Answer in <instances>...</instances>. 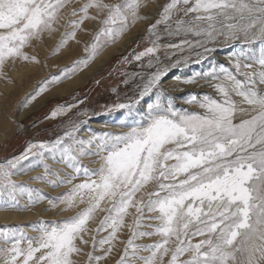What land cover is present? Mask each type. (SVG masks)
Segmentation results:
<instances>
[{
  "label": "snow or ice",
  "instance_id": "obj_1",
  "mask_svg": "<svg viewBox=\"0 0 264 264\" xmlns=\"http://www.w3.org/2000/svg\"><path fill=\"white\" fill-rule=\"evenodd\" d=\"M73 2L0 0V74L10 61L39 63L25 49L55 32L62 11ZM141 6L142 0H84L73 7L69 15L77 19L66 22L72 30L61 34L53 54L76 39L85 21H98L100 28L85 55L46 80L36 95L87 68L127 32L130 22L147 19L139 15ZM160 25L169 35L198 38L195 46L203 51L197 52V63L220 40L232 47L230 66L210 61L207 69L190 77H174L182 85L203 80L215 93L180 98L198 112L177 108V98L164 87L169 66L156 56ZM147 31L156 39L132 58H148L141 66L155 71L141 77L125 101L113 89L118 102L104 106L106 114H115L113 126L120 131L90 130L82 139L74 125L54 141L30 143L20 156L0 164V211H27L45 199L53 208L64 205L62 211L79 208L66 220L28 225L34 236L24 226L0 231V264H76L73 257L81 255L89 240L88 264H100L112 254L125 227L130 235L116 264H264V0H167ZM185 45L192 48L193 42L184 39L165 47L183 51ZM74 107L57 106L49 118ZM31 157L36 158L32 168H43L34 181L68 191L48 198L15 183L18 165ZM87 157L97 158L99 166L82 165ZM49 158L70 172L61 179L49 170ZM24 192L28 200L22 207L17 197ZM98 213L104 215L93 229L90 224ZM126 217L132 222L126 224ZM153 237L157 239L150 244L136 242ZM97 251L102 254L94 255Z\"/></svg>",
  "mask_w": 264,
  "mask_h": 264
},
{
  "label": "rangeland",
  "instance_id": "obj_2",
  "mask_svg": "<svg viewBox=\"0 0 264 264\" xmlns=\"http://www.w3.org/2000/svg\"><path fill=\"white\" fill-rule=\"evenodd\" d=\"M84 0H78L67 6L61 14V19L56 27V31L51 35L44 34L41 41H34L33 47L26 48L25 52L29 56H35L39 63H28L21 60H17L14 63L11 62L8 67L12 70L13 66H24L23 69L19 70V73L25 72L27 76H34L38 73H42V76L32 84L30 82L28 85L20 84L16 87H13V90L9 93H6V99L13 97L9 101L3 98L0 100L4 108H8L9 104H13V113L10 123V132L4 133L0 131V164L5 163L7 160L14 157L20 156L25 149L29 146L30 143H39V142H51L54 141L57 137L62 136L66 130L71 129L74 125L78 127L76 133L78 138L87 139L91 134V131L94 132H118L120 129L114 127V115L115 114H106L104 106L112 105L118 102V97L116 93L113 92V89L119 93V100L125 101L128 96L133 94V91L136 89L137 85L141 82V77L146 78L147 74L151 71H155V68L142 67L141 65L147 64V59L144 58L142 61L137 62L132 57L143 51L145 48L152 46V40L156 39V36H149L147 31L150 24H154L155 21L159 18V12L162 6L167 2V0H142V6L139 10V15L147 17L152 21L144 29L139 38L132 41L128 48L123 52L122 55L111 56L108 61L96 71L86 83L82 84L80 87L73 90L71 93L55 97L49 100H46L41 106L33 108L35 105V99L28 104L27 107L23 105L28 101V99L35 95L41 88L42 84L48 80L50 77L56 76L60 73L62 69L69 68L74 61L80 59L85 55L84 48L92 42V38L95 33L99 30L100 24L98 21H85L81 26V30L77 32L75 40H71L68 44L61 48L58 52L53 54L54 49L58 41L61 38V34L65 31L70 32L72 29L70 27H65L64 25L70 19H77V17H71L69 14L72 11V8H79ZM106 3H118L119 0H105ZM159 7H155V6ZM158 8V10L156 9ZM156 9V10H154ZM90 14H94L93 10H90ZM144 21V19H139L135 23H129V28L122 36L128 33L134 25L139 22ZM174 28V21L170 22ZM157 32L160 39L158 44L160 45L156 56L160 57L162 63L168 67V77L166 76L163 80L164 86L166 81L174 80V77H190L194 72H199L207 69L210 66V61H216L221 64L229 65V55L232 51L230 44L225 43L223 40H220L216 44L210 45L213 51L210 54H206L207 58L203 59L201 63H197V52H202L203 49L197 48L195 46V41L198 39L195 36L190 34H180V35H169L165 31V25L158 26ZM121 36V37H122ZM190 40L193 42V47L189 48L187 45L184 46L183 51L176 49H170L165 47L168 44H178L181 40ZM48 50L46 51V49ZM33 50V51H32ZM166 53H175L173 55H166ZM45 56V57H44ZM122 56L123 58H116ZM127 58V62H125ZM121 59V60H120ZM155 60V57H153ZM180 60L181 63L173 67L175 61ZM30 66H34L36 70L29 72ZM175 68V69H173ZM28 72V73H27ZM81 71L76 72L71 78L77 76ZM139 73L140 75H134ZM96 74V75H95ZM41 75V74H40ZM168 78V79H167ZM166 79V80H165ZM242 79V77H241ZM10 81L8 77L0 79V82ZM69 79H64L62 82L55 85H50L47 91H58L63 87ZM124 80H127L128 83H123ZM13 85V81L11 82ZM61 85V86H60ZM21 87H25L26 90L24 94L17 95L21 91ZM191 89L179 90V93L169 92L171 96L176 97V107L177 108H188L189 111H200L198 107H193L189 105L182 104L180 98L187 96L189 93L204 94L208 93L215 95V93L204 84V81L201 80L198 84L191 85ZM200 87V88H199ZM20 88V89H19ZM194 88V90H193ZM166 91L168 90L165 88ZM18 90V91H17ZM201 90V91H200ZM18 93H17V92ZM45 92V94L47 93ZM168 92V91H167ZM168 93V94H169ZM175 93V94H174ZM169 94V95H170ZM20 99H19V98ZM64 97V98H63ZM19 99V100H17ZM239 99V98H236ZM5 100V102L3 101ZM83 101V103H79ZM4 102V103H3ZM76 104L77 107H74L66 115L58 116L55 119H51L50 113L53 109L60 105H72ZM33 105V106H32ZM8 106V107H6ZM11 106V105H10ZM33 110L30 111V109ZM29 109V110H28ZM30 111V112H29ZM19 112V113H18ZM22 116H21V114ZM20 114V115H19ZM24 114V115H23ZM19 116H21L19 118ZM32 116H37L35 120H32ZM240 115H238L239 117ZM237 117L235 122H239ZM244 118H247L246 116ZM29 120V121H27ZM35 157H31L29 160L22 161L18 165L19 175L13 177V180L17 184L24 185L27 189H36L44 197L55 198L63 193L68 191V187H57L52 188L48 184L41 181H34L32 178L40 176L43 174V168H32L31 163L35 161ZM58 159V157H57ZM97 158L87 157L82 159L80 162L82 165L95 169L99 166L98 163L94 162ZM45 163L48 164L49 170L54 173H58L61 176V179L64 178V174L70 172L62 163L53 161L51 158L45 160ZM52 179V177H49ZM80 180L74 181V183H79ZM17 199L19 200L20 205L23 207L26 205L28 200V193L24 192L18 195ZM80 208L84 205H80ZM65 206L58 204L57 207L53 208L50 206L48 199L43 200L41 203L35 205L27 211H16L14 209H9L7 211H0L2 217L0 219V231L4 229H12L18 226H24L25 231L29 236H34L36 233L28 231L27 226L35 224L39 220H44L47 222H58L68 219L69 217L75 215L79 208H71L68 210L62 211ZM104 213H98L96 219L91 222L90 227L96 228L99 223V220L103 217ZM28 216L26 220L23 221V217ZM14 217L12 221H7V218ZM132 218L126 217L125 223H131ZM107 235V233H101V236ZM130 233L128 232L127 227L122 228L118 234V238L114 241V250L111 255H109L105 260L101 261L100 264H116L119 259L124 247L125 242L129 238ZM100 237H97L99 239ZM88 239V237H86ZM157 237L145 238L143 240L136 241L141 244H150L153 243ZM2 246V245H0ZM83 251L81 255L74 256L76 264H88V258L86 253L92 251L91 241L86 246H81ZM102 253L97 251L94 255H101Z\"/></svg>",
  "mask_w": 264,
  "mask_h": 264
},
{
  "label": "bare ground",
  "instance_id": "obj_3",
  "mask_svg": "<svg viewBox=\"0 0 264 264\" xmlns=\"http://www.w3.org/2000/svg\"><path fill=\"white\" fill-rule=\"evenodd\" d=\"M155 7H159L158 4ZM156 9L158 10V8H156ZM156 9H154V10H156ZM151 21H152L151 19H144V21L139 22L136 25H134L133 28L128 33H126L124 36L120 37L116 43L105 47L103 49V51L100 52V54L92 61V63L87 68H85L83 71H81L74 78H71L68 81H66L65 85L63 87H61L60 90H58V91H47L46 94H45V92H43L42 94L38 95V97L35 98V100H36L34 102L35 105L34 106L32 105L33 108H36L39 105L41 106L46 100L67 95V94L71 93L73 90H75L76 88L80 87L82 84L86 83L87 80L89 79V77H91L96 71H98L108 61V59L111 56L118 55V54H121L122 52H124L128 48V46L132 43V41H134L136 37H138L139 35L142 34L144 29L149 25V23ZM47 50H48V48L46 49V51ZM10 63H11V61L5 65V67L3 69V74H0V79H4L5 77H8L11 82L13 81L14 84L12 85L11 82L9 83L8 81H5V83L3 84L4 80H2L0 82V100H2L3 98H5V100L9 99V101L12 100L13 97L6 99V96H8L6 93H9L10 91H12L13 87H16V86H18L20 84H24V83H25V85H28L29 82H30V84H32V83L36 82L40 76H42L41 72L34 75V76H31V77H30V75L27 76V74H25V72L19 73V70H17V69L20 67L19 69L21 70L24 68V66L17 67L15 65V66H13L12 70H10V67H8ZM30 67L31 68H30L29 72H33L34 70H36L34 66H30ZM173 69H175V68H173ZM169 75L170 74H168L167 77ZM165 85H167V87L166 86H164V87L168 89L167 90L168 93L169 92L179 93L180 89L185 90V89H191L192 88L191 85H182V84L177 83L175 80L166 81ZM25 90H26L25 87H23V88L21 87V91L19 93L17 92L18 90L16 91L18 93L17 95L24 94ZM193 90H194V88H193ZM19 99H17V100H19ZM5 100H3V101L5 102ZM12 106H13V104L10 103L9 107L6 106L8 108L5 109L4 106L0 102V131H4V133L10 132V126H11L10 124L11 123L9 121L11 119L9 117H11V115L13 113V107ZM33 108H31L30 111L33 110ZM21 116H22V114H21ZM21 116H19V118ZM238 118L240 120L241 117L239 116ZM1 217H2V214L0 213V219H1ZM27 218H28V216L23 217V221L26 220ZM13 219H15V218L9 217V218H7V221H12Z\"/></svg>",
  "mask_w": 264,
  "mask_h": 264
},
{
  "label": "trees",
  "instance_id": "obj_4",
  "mask_svg": "<svg viewBox=\"0 0 264 264\" xmlns=\"http://www.w3.org/2000/svg\"><path fill=\"white\" fill-rule=\"evenodd\" d=\"M119 58H121V59H122L123 57H122V56H120V57L116 58V60H119ZM121 59H120V60H121ZM36 118H38V117H37V116H32V120H35ZM27 121H29V120H27Z\"/></svg>",
  "mask_w": 264,
  "mask_h": 264
},
{
  "label": "water",
  "instance_id": "obj_5",
  "mask_svg": "<svg viewBox=\"0 0 264 264\" xmlns=\"http://www.w3.org/2000/svg\"><path fill=\"white\" fill-rule=\"evenodd\" d=\"M138 38H139V36H138V37H136V38H135V40H136V39H138ZM122 54H123V52H122L121 54H119V55H122Z\"/></svg>",
  "mask_w": 264,
  "mask_h": 264
}]
</instances>
